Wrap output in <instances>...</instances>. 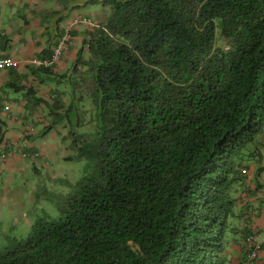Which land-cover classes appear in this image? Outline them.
Returning a JSON list of instances; mask_svg holds the SVG:
<instances>
[{
  "label": "trees",
  "instance_id": "obj_1",
  "mask_svg": "<svg viewBox=\"0 0 264 264\" xmlns=\"http://www.w3.org/2000/svg\"><path fill=\"white\" fill-rule=\"evenodd\" d=\"M37 2L42 61L76 11L101 10L53 66L9 70L0 144L14 93L22 156L39 159L36 141L60 128L86 169L57 218L0 245V264H246L264 232L246 219L264 191V0Z\"/></svg>",
  "mask_w": 264,
  "mask_h": 264
},
{
  "label": "rangeland",
  "instance_id": "obj_2",
  "mask_svg": "<svg viewBox=\"0 0 264 264\" xmlns=\"http://www.w3.org/2000/svg\"><path fill=\"white\" fill-rule=\"evenodd\" d=\"M52 4L49 3L47 8H51ZM100 10L98 5H90L75 13L93 17ZM37 20L40 18L36 17L35 21ZM22 23L20 21L17 27H22ZM40 40L44 44L46 38L42 37ZM80 42L79 39L72 44L79 47ZM73 59V53L66 55L64 60H61L62 67L70 66ZM69 60L71 62L68 63ZM10 72L1 71L0 75L9 76ZM11 96L17 97L14 93H11ZM12 107L15 109L14 105ZM9 110L10 107L6 111ZM19 130L17 125L9 127L10 135L17 134ZM61 135L64 134L60 128H57L44 140L36 141L35 145L41 157L35 159L36 161L23 158L26 163L36 164L35 167L21 165L17 172L0 171V189L4 188L0 194V245H5L11 238L25 239L35 222L47 214L57 218L59 213L54 203L55 199L61 193L70 191V186L75 185L84 176L86 161L67 159L75 156L76 153L69 143L63 141ZM19 147L20 144L18 150ZM1 172L4 174L3 178Z\"/></svg>",
  "mask_w": 264,
  "mask_h": 264
},
{
  "label": "crops",
  "instance_id": "obj_3",
  "mask_svg": "<svg viewBox=\"0 0 264 264\" xmlns=\"http://www.w3.org/2000/svg\"><path fill=\"white\" fill-rule=\"evenodd\" d=\"M37 1L38 0H0V34H2L4 37H8L12 43L11 46L2 47V37L0 36V58L10 57L24 64L25 62L33 59L43 49L39 45L41 42L40 38L35 39L33 37L34 31L38 29L39 20L35 21L36 18H31V11L34 8H40ZM40 10H43V8ZM20 21L23 22L22 27H17ZM25 22H29V24L25 25ZM20 69L24 71V73L26 72L25 65H22ZM8 79L9 76L0 75V98H2L4 94L1 91L3 84H5ZM33 84H35V82H33ZM11 97L13 98V96H10L4 102V109H6V107H10V110H4L3 115L6 119H8L7 122L9 127L17 125V128H20L22 125L21 118L23 116L22 106L25 105V102L23 101L21 104L16 103L15 99H12ZM13 105L15 109H13ZM22 138L23 134L20 130L15 135H10L8 132L6 135V140L0 144V155L5 153L8 156V159L6 158L5 160L6 162L0 160V171L11 170L12 172H17L16 170L21 165L34 167V165L31 163H26L25 160H23L24 157L22 156L23 154H21L22 148L19 147V150L17 149L18 145L22 142L20 141ZM3 175L4 174L2 173V178ZM262 183H264V178ZM3 191L4 188L3 190L0 189V194H2ZM246 219L253 231H264V191L261 201L258 198L251 200L250 209L247 212ZM260 258L261 261L259 264H263L262 261H264V250L260 254ZM237 264H239V262Z\"/></svg>",
  "mask_w": 264,
  "mask_h": 264
},
{
  "label": "built area",
  "instance_id": "obj_4",
  "mask_svg": "<svg viewBox=\"0 0 264 264\" xmlns=\"http://www.w3.org/2000/svg\"><path fill=\"white\" fill-rule=\"evenodd\" d=\"M73 22L66 28L65 35L59 40L58 44L54 48L51 59L49 60H40L37 58H33L24 64L22 62L15 60L10 57L0 58V71H9L14 69H19L22 65L25 66H35L37 68L40 67H51L56 64L61 56L63 55L64 49L67 45V42L70 38V33L76 26L84 25L89 26L90 28L94 26V22L85 16L76 17ZM8 107H6V110ZM4 158V157H3ZM248 243L250 244L251 252L247 256L246 264H255L260 254L263 251L264 247V232L255 234L248 238Z\"/></svg>",
  "mask_w": 264,
  "mask_h": 264
},
{
  "label": "clouds",
  "instance_id": "obj_5",
  "mask_svg": "<svg viewBox=\"0 0 264 264\" xmlns=\"http://www.w3.org/2000/svg\"><path fill=\"white\" fill-rule=\"evenodd\" d=\"M80 16H82V15H80ZM79 17V16H78ZM94 22V21H93Z\"/></svg>",
  "mask_w": 264,
  "mask_h": 264
}]
</instances>
